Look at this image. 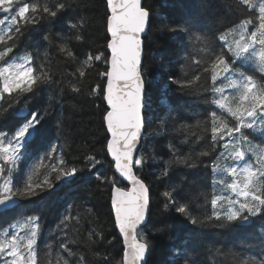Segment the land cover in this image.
Masks as SVG:
<instances>
[{
    "label": "snow or ice",
    "instance_id": "obj_1",
    "mask_svg": "<svg viewBox=\"0 0 264 264\" xmlns=\"http://www.w3.org/2000/svg\"><path fill=\"white\" fill-rule=\"evenodd\" d=\"M106 2L111 58L106 61L109 67L100 73L106 79L102 90L107 105L103 120L108 133L106 150L118 177L108 178L98 173L96 179L111 185L115 226L124 245L120 264H146L149 243L140 226L149 210L150 189L135 171L143 167V161L134 158V154L144 127L141 34L149 22L150 12L142 5V0ZM233 3L236 10L245 15L238 23L219 33L215 38L220 42L219 46H214L213 40L206 34L188 33L187 39L197 54L192 63L199 67L198 73L190 79L170 78L180 88L196 85L200 90L209 92L210 98H206L205 103L215 108L209 111L207 119L198 121V127L204 133L210 132V151L217 152L219 149L210 164V200L207 194H203L205 205L210 203L211 212L206 211L200 216L193 214L188 203L173 196L177 191L175 186L162 193L165 209L175 206L176 211L192 225L213 220L220 226L243 224L264 213V145L253 142L245 131L264 133V0H233ZM70 7L63 0H55L54 3L49 0H0V13L5 14L0 18V112L14 108L16 104H24L16 113L21 122L15 130L11 133L0 130V210L17 208L18 200L37 195L38 190L53 188L52 173H56L55 180L59 181L83 170L75 165L69 166L62 156H55V149H51L22 176H17L21 161L27 158L26 146L39 132L41 120L49 114V109L29 112L28 100L37 94L40 85L54 81L46 67L47 51L43 53L45 61L39 65H36V57L30 51L13 55L10 59L9 56L26 31H35L36 26H43L45 20L59 19ZM68 27L81 29L83 21H70ZM169 30L188 32L187 28L180 26L170 27ZM55 37L58 42L52 39L49 31L43 38L50 44L56 43L61 55L78 63L76 72L70 74L73 80L68 83L71 91L80 92L79 83L74 82L77 74L79 79L84 78L86 70L103 58L89 54L78 61L68 42L69 37L62 32H56ZM75 38L83 40L79 34ZM92 91L100 92L99 86ZM22 98L26 99L22 101ZM203 138L199 135L197 141ZM169 148L172 159L165 166V175L173 164L188 168L198 166L197 159L191 154H181L174 145ZM210 151L202 150L196 156H208ZM100 163L94 156L87 157L89 170ZM121 180L130 187L119 186ZM73 219L79 222V217L65 216L57 225L66 239L61 240L58 246L47 243L41 250L38 247L41 217L18 215L13 223L0 229V264H71L70 258L77 253L69 245L76 240L68 236L67 223ZM96 235L103 238L102 233ZM87 239L95 242L92 233ZM230 255L234 264H264V256L257 259L235 251ZM77 264H84L83 255H79ZM185 264L189 262L186 260Z\"/></svg>",
    "mask_w": 264,
    "mask_h": 264
},
{
    "label": "trees",
    "instance_id": "obj_2",
    "mask_svg": "<svg viewBox=\"0 0 264 264\" xmlns=\"http://www.w3.org/2000/svg\"><path fill=\"white\" fill-rule=\"evenodd\" d=\"M63 2L71 7L59 19L45 20L35 31H26L10 57L30 51L39 65L45 61L43 53L48 52L46 67L54 82L40 85L32 102L38 104L39 112L49 109V114L38 125V138L31 145L36 151L46 148L50 142L58 145L66 163L83 170L69 180L62 177L59 181L55 180L56 173H52L53 188L38 190L37 195L21 199V204L5 212L2 219L10 218L13 223L18 215L40 216L42 231L38 247L43 250L47 243L58 246L66 239L57 228L65 216L79 217V222L73 219L67 223L68 236L76 240L69 245L77 253L70 258L71 264H77L79 255L84 256V264H120L123 245L111 211V185L96 179L98 173L108 178L115 175L106 150L108 136L103 120L106 105L102 94L105 78L100 75L106 71L109 57L107 6L105 0ZM143 5L150 12L141 69L145 82L144 133L136 156L142 159L143 167L135 171L150 189V210L143 229L149 243L146 264H185L186 260L189 264H234L230 255L233 251L259 259L264 256L263 215L252 217L251 223L246 225L220 226L214 220L192 225L175 206L165 209L162 195L175 186L177 191L173 196L188 203L193 214L200 216L211 212L210 203L205 205L203 194L210 200V164L219 149L210 151V132L204 133L198 127V121L207 119L209 111L213 110L212 105L205 103L211 94L196 85L180 88L170 78L190 79L200 70L192 63L197 54L187 39L189 32L206 34L214 46H219L220 42L215 39L219 33L238 23L245 14L236 10L233 0H143ZM80 20L83 21L81 29L68 27L70 21ZM173 26L187 28L188 32L170 31ZM49 31L56 42V32L69 37L78 61L89 54L102 56L101 61L94 62L93 67L86 70L84 78L79 79L77 74L74 82L79 83L80 92L71 91L68 83L73 80L70 74L76 72L78 63L61 55L56 43L50 44L43 38ZM77 34L83 40H76ZM97 86L100 92L93 93L92 89ZM199 135L204 138L197 141ZM170 145L181 154H191L198 166L188 168L173 164L165 175V166L172 159ZM205 149L210 151L208 156H196ZM89 156L101 161L91 170L86 166ZM119 186L124 187L121 183ZM89 233L94 243L88 241ZM96 233H102L103 238ZM64 255L67 257L66 253Z\"/></svg>",
    "mask_w": 264,
    "mask_h": 264
},
{
    "label": "flooded vegetation",
    "instance_id": "obj_3",
    "mask_svg": "<svg viewBox=\"0 0 264 264\" xmlns=\"http://www.w3.org/2000/svg\"><path fill=\"white\" fill-rule=\"evenodd\" d=\"M23 99L25 98H22V101ZM6 107V106H4ZM24 107V104L23 102L20 103V104H16L14 106V108H8L7 111H3V112H0V130H3V131H7V132H12L13 130H6L14 121L18 122L20 124L21 120L16 116V113L20 111V109H22ZM28 111L29 112H33L30 108V106L28 105ZM27 115V114H26ZM27 147V146H26ZM26 155V159L21 161V164H20V171L19 173L17 174L18 177L22 176L23 173L25 172L26 169H28V165L30 162L33 161V159H35L34 157H31V156H28L27 153H25ZM46 163H48L46 161ZM21 200V199H20ZM19 206V205H18ZM7 212L4 210V212H1L0 210V229L6 227V223L8 224H11V222H9V220H7L6 222H1V219H2V215Z\"/></svg>",
    "mask_w": 264,
    "mask_h": 264
},
{
    "label": "water",
    "instance_id": "obj_4",
    "mask_svg": "<svg viewBox=\"0 0 264 264\" xmlns=\"http://www.w3.org/2000/svg\"><path fill=\"white\" fill-rule=\"evenodd\" d=\"M106 3H107V2H106ZM108 14H109V10H108ZM148 24H149V22H148ZM148 24L146 25V28H145L144 33L141 34V39H142V37H144V36L146 35V33H147ZM108 38H109V41H108V43H109L110 40H111V35H110L109 32H108ZM143 43H144V42L142 41L141 66H142V61H143V58H144V47H143ZM107 51H108V55L110 56V57H108V61H110V58H111V49H109L108 46H107ZM141 66H140V67H141ZM108 67H109V64H108ZM105 85H106V81H105ZM105 103H106V101H105ZM106 107H107V105H106ZM105 127H106V126H105ZM143 132H144V127H143V129H142L141 136H142ZM107 134H108V133H107ZM139 146H140V142H139V144H138L137 151H138V149H139ZM108 155H109V154H108ZM136 155H137V152L134 154V158H135ZM109 158H110V160L112 161L111 156H109ZM112 162H113V161H112ZM113 163H114V162H113ZM114 172H115V169H114ZM115 174L118 176V173H115ZM121 182L124 183V184L126 185V187H130V185L127 184L126 181H122V180H121ZM111 197H112V190H111ZM150 204H151V203H150ZM150 204H149V210H150ZM111 208H112V204H111ZM149 210H148V212H147V216H146V220H145V222L140 226L141 229H142V228L146 225V223H147L148 215H149ZM112 212H113V217H114V211H113V208H112ZM114 222H115V220H114ZM115 227H116V226H115ZM116 230H117L118 236H119L120 239L122 240V244H123V238H122V236L120 235L119 230H118L117 227H116ZM123 248H124V245H123ZM146 260H147V254H146Z\"/></svg>",
    "mask_w": 264,
    "mask_h": 264
},
{
    "label": "rangeland",
    "instance_id": "obj_5",
    "mask_svg": "<svg viewBox=\"0 0 264 264\" xmlns=\"http://www.w3.org/2000/svg\"><path fill=\"white\" fill-rule=\"evenodd\" d=\"M229 120H231L230 117H229ZM245 131L250 135V138L253 140V142L264 145V133L253 132L252 130H245Z\"/></svg>",
    "mask_w": 264,
    "mask_h": 264
}]
</instances>
